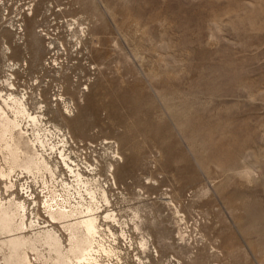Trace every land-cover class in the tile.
<instances>
[{
  "label": "rangeland",
  "instance_id": "1",
  "mask_svg": "<svg viewBox=\"0 0 264 264\" xmlns=\"http://www.w3.org/2000/svg\"><path fill=\"white\" fill-rule=\"evenodd\" d=\"M7 78L128 223L113 262L264 264V0H0Z\"/></svg>",
  "mask_w": 264,
  "mask_h": 264
},
{
  "label": "bare ground",
  "instance_id": "2",
  "mask_svg": "<svg viewBox=\"0 0 264 264\" xmlns=\"http://www.w3.org/2000/svg\"><path fill=\"white\" fill-rule=\"evenodd\" d=\"M10 78L4 81L9 92L0 90V179L8 195L0 192V264H118L112 260L119 259L118 248L105 244L103 231H109L114 242L117 235L104 223L118 224L126 239L128 223L111 208L99 173L86 166L89 174L84 175L77 165L72 167L63 135L62 149L57 151L51 140L60 138L61 131L49 129L42 104L30 108L25 97L28 92L17 93ZM59 98L63 100V95ZM60 164L73 182L65 181L63 176L68 175L61 172ZM29 178L41 183V206L48 219L35 210L34 194L24 199L13 194L16 187L24 194L31 190ZM28 200L34 205L30 209ZM134 229H140L137 223ZM147 243L142 237L140 244L146 250Z\"/></svg>",
  "mask_w": 264,
  "mask_h": 264
}]
</instances>
